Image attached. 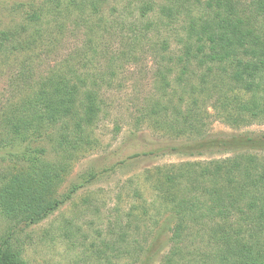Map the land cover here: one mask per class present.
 Returning <instances> with one entry per match:
<instances>
[{"label": "rangeland", "instance_id": "obj_1", "mask_svg": "<svg viewBox=\"0 0 264 264\" xmlns=\"http://www.w3.org/2000/svg\"><path fill=\"white\" fill-rule=\"evenodd\" d=\"M177 1L182 12L170 19L169 0H62L63 14L56 0H0V179L47 162L63 171L53 197L63 199L74 185L81 186L37 224L0 214V244L21 251L29 264H220L218 217H191L180 240H173L178 218L164 198L189 183L179 179L176 188L161 186L164 190L159 184L171 168L187 174L188 168H213L208 164L242 153L264 159V118L237 114L234 120L220 108L221 90L192 99L178 86L185 66L198 74L205 70L192 56L191 63H180V57L186 47L196 52L197 19L208 0ZM36 28L43 36L30 48L19 47L15 40L25 41ZM166 67L172 69L171 87L162 90L160 73ZM61 68L76 70L77 82L97 92L101 111L96 120L85 125L84 138L75 146L61 137L59 127L11 144L10 132L2 129L7 114ZM158 100L172 108L153 114ZM173 105L181 113L191 109L201 130L178 134ZM64 124L73 129L70 121ZM213 139L231 141L235 148L211 150ZM172 145L180 150L170 152ZM188 147L200 152L191 154ZM152 150L154 155L131 158ZM91 173L99 175L88 181ZM239 220L235 215L230 222L238 225ZM251 225L241 239L249 241Z\"/></svg>", "mask_w": 264, "mask_h": 264}, {"label": "trees", "instance_id": "obj_2", "mask_svg": "<svg viewBox=\"0 0 264 264\" xmlns=\"http://www.w3.org/2000/svg\"><path fill=\"white\" fill-rule=\"evenodd\" d=\"M169 1L170 4L167 3L165 9L169 10L167 15L173 19L176 12L182 11L177 0ZM61 3L62 0H56L58 14L65 11L58 9ZM81 4L84 8L89 6L87 1H82ZM66 10L69 14L72 12L70 7ZM31 17L37 22L42 20L41 16L29 15ZM197 23L196 52L193 48L186 47L180 63H191L192 59L189 58L192 56L198 61L200 68L205 70L198 74L197 70L185 66L178 76V86L190 94L192 99L198 95L208 96L212 89L221 90L218 99L220 108L229 112V116H232L230 118L234 120H237V114L264 118V0H208ZM36 29L35 36L33 34L25 38V41L15 40L17 45L20 47L25 43V49L30 48L40 34L43 36L42 28ZM10 35L17 37L15 33ZM6 36L8 38L9 35ZM217 70L220 72H216ZM171 72V67H166L160 73L159 89L171 87L167 79ZM75 77L77 71L74 69L61 68L53 71L38 82L32 94L13 106L2 126L3 130L10 132L8 140L11 144L23 139L26 142L46 127L61 128V137L68 143L72 141L74 146L82 141L85 125L96 120L101 111V102L91 85L83 87L77 82L79 77ZM229 92L237 93L233 97ZM240 92L248 93L249 98H242ZM194 104L197 105V101ZM171 108V105L158 100L153 104V114H166ZM173 110L176 113L173 117V129L178 134H183L185 130L187 133H192L194 129L197 132L201 130L193 123L191 109L181 113L179 105H173ZM142 115L143 113L139 116L140 119ZM66 121H70L72 130L63 128L67 127L64 124ZM230 142L213 139L209 144L212 146L211 150L230 151L235 148L234 143ZM179 148V145H172L170 152H178ZM189 150L187 152L191 154L200 152H194L191 147ZM155 153L154 150L135 153L131 158ZM208 165L215 166L202 168L198 165V168H188L187 174L176 172L177 167L171 168L159 184V188L164 190L165 186L176 188L179 179L187 178L189 183L186 188H177L174 193L168 192L164 198L174 206L178 218L173 240H180L181 232L187 227V220L191 217L196 219L201 216L197 219L199 221L213 215L220 220H217V233L222 239L221 252L224 253L220 257V264H264V159L242 153ZM98 175L99 173H91L88 181L94 180ZM62 177L63 171L58 166L42 162L39 166L30 165L27 169L12 172L10 177L1 178L0 214L12 221L30 224L43 221L81 188L74 185L63 199L53 197ZM179 193L182 194L174 197ZM235 215L242 218L238 222L239 227L237 224L233 225V221L230 222ZM251 216L252 225L249 223ZM248 225L253 228L249 241L241 239V234ZM0 264L29 263L23 259L21 251L3 242L0 244Z\"/></svg>", "mask_w": 264, "mask_h": 264}]
</instances>
